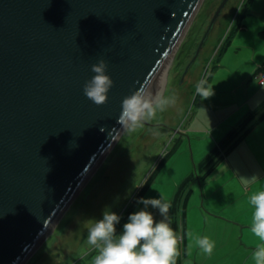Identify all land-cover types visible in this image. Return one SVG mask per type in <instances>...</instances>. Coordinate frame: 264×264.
Returning <instances> with one entry per match:
<instances>
[{"label":"water","instance_id":"95a60500","mask_svg":"<svg viewBox=\"0 0 264 264\" xmlns=\"http://www.w3.org/2000/svg\"><path fill=\"white\" fill-rule=\"evenodd\" d=\"M202 0H0V264H23L122 132ZM228 0H221L191 67ZM104 59L114 81L83 92Z\"/></svg>","mask_w":264,"mask_h":264},{"label":"rangeland","instance_id":"374dc122","mask_svg":"<svg viewBox=\"0 0 264 264\" xmlns=\"http://www.w3.org/2000/svg\"><path fill=\"white\" fill-rule=\"evenodd\" d=\"M220 1L202 0L167 61L166 83L160 92L174 95L175 105L158 113L135 132L120 133L23 264H93L97 250L87 240L92 221L102 219L105 209H110L121 217L117 231L122 233L129 215L144 207L138 203L139 198H159V192L172 205L169 222L173 227L179 186L191 173L194 178L187 189L195 186L198 178L202 182L200 162L216 144L214 137H223L228 132L221 133L220 128H214L227 112L225 104H229H217L219 98L225 94L235 97L242 90L240 80L249 72V77L259 85L257 76L264 66V0H228L197 58L186 71ZM212 46L216 48L209 53ZM222 46L228 48L222 59L224 67L227 65L224 71L220 70L221 63L217 66L216 55ZM255 59L260 60V66H255ZM198 72L200 75L196 77ZM211 76L213 95L201 99L196 95V84ZM223 80L226 83L220 86L218 82ZM258 87L264 92L262 86ZM222 167L217 166L212 172ZM186 192L182 191L176 212L179 222ZM149 210L160 219L157 210ZM174 230L179 234L180 230ZM178 259L180 264H192L182 250Z\"/></svg>","mask_w":264,"mask_h":264},{"label":"crops","instance_id":"0c3cea01","mask_svg":"<svg viewBox=\"0 0 264 264\" xmlns=\"http://www.w3.org/2000/svg\"><path fill=\"white\" fill-rule=\"evenodd\" d=\"M222 47L217 49L216 55L217 66L221 63L220 70L224 71L227 65L224 67L222 59L228 48ZM215 48L212 46L209 53ZM254 62L256 67L261 65L260 60ZM250 73L240 80L242 90L235 97L225 94L219 98L217 104L229 103L225 104L227 112L222 120L214 125V128H220L219 132L229 131L250 112L264 111V92L258 87L264 88V84H256L249 77ZM213 81L212 76L207 80L209 85ZM224 83L225 80L218 82L220 86ZM225 96H228L227 100L223 101ZM220 137L215 136L213 140L217 143L223 138ZM217 166L223 167L202 178V182L198 178L186 198L183 229L181 219L178 221L181 225L178 230L184 239V253L193 264H255L252 253L260 241L249 230L251 209L248 201L252 194L264 189V117ZM204 236L215 242L211 256L204 254L195 244L196 237Z\"/></svg>","mask_w":264,"mask_h":264},{"label":"clouds","instance_id":"9594fccd","mask_svg":"<svg viewBox=\"0 0 264 264\" xmlns=\"http://www.w3.org/2000/svg\"><path fill=\"white\" fill-rule=\"evenodd\" d=\"M107 69L108 63L104 59L93 64L91 71L94 75L83 88L84 95L97 106L108 102V93L114 86ZM195 91L201 99L213 95L212 86L206 80H200ZM175 103L174 95L153 93L151 89L142 87L123 99L117 122L122 131L132 133ZM138 203L144 207L129 215L122 233L117 231L121 217L110 209H105L102 219L92 221L87 229V240L97 250L93 264H176L181 255L183 237L169 222L171 203L162 192H159V198L141 197ZM248 203L251 209L249 230L260 241L252 259L255 264H264V189L252 194ZM150 208L158 211L159 220ZM195 244L204 254H213L215 242L209 237H196ZM188 254H191V245Z\"/></svg>","mask_w":264,"mask_h":264},{"label":"trees","instance_id":"16d2710c","mask_svg":"<svg viewBox=\"0 0 264 264\" xmlns=\"http://www.w3.org/2000/svg\"><path fill=\"white\" fill-rule=\"evenodd\" d=\"M263 117H264V111H262L261 113L250 112L236 126L232 127L227 132V134L213 146V148L206 154V156L200 162V171L202 173V178H205L206 176H208L215 169V167L226 157V155L231 150H233L239 144V142H241L247 136V134L252 130L256 122L262 119ZM193 178H194V174L191 173L185 178V180L179 186V190L176 194L175 202H174L175 214L172 216L173 228H176V229L179 228V222L176 219V212L179 207V200L182 195V191L184 192L185 190H187L186 192L187 196L190 193L191 189H187V187L189 186ZM185 204H186V200H185ZM185 204H184V207H185ZM183 221H184V217L182 216L181 218L182 223H180L182 224V229L184 228ZM182 252L183 254H185L184 245H183Z\"/></svg>","mask_w":264,"mask_h":264},{"label":"bare ground","instance_id":"6f19581e","mask_svg":"<svg viewBox=\"0 0 264 264\" xmlns=\"http://www.w3.org/2000/svg\"><path fill=\"white\" fill-rule=\"evenodd\" d=\"M169 61H170V59H169ZM168 61V62H169ZM168 62L166 63V65L164 66V68L161 70V72L158 74V76L157 77H159L160 78V80L158 79H155V80H157V81H154V84H155V82H157L156 83V85H155V88L152 90V92L153 93H155V92H160V89H161V87H165V83H166V78H167V73H168V71H167V67H168ZM167 66V67H166ZM153 84V85H154ZM161 84H162V86H161ZM153 85L150 87V89L153 87Z\"/></svg>","mask_w":264,"mask_h":264},{"label":"built area","instance_id":"2783aa9c","mask_svg":"<svg viewBox=\"0 0 264 264\" xmlns=\"http://www.w3.org/2000/svg\"><path fill=\"white\" fill-rule=\"evenodd\" d=\"M257 77H258V80H259L260 84H264V66L261 67V70L259 71ZM178 235H180V236L183 237V234L182 233H179ZM183 241H184V239L182 240L181 245H180V249L181 250L183 249V245H182L183 244Z\"/></svg>","mask_w":264,"mask_h":264}]
</instances>
